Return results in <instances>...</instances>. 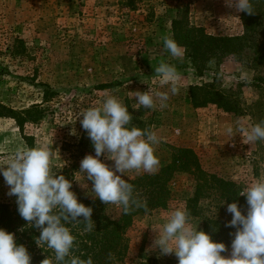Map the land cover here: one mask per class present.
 <instances>
[{"label": "rangeland", "instance_id": "1", "mask_svg": "<svg viewBox=\"0 0 264 264\" xmlns=\"http://www.w3.org/2000/svg\"><path fill=\"white\" fill-rule=\"evenodd\" d=\"M182 8L187 9L189 24L206 34H244L242 12L229 7L226 0H138L135 8L122 0H0V104L16 111L33 105L44 110L40 120L26 123L22 130L12 119L0 118V167L26 146L23 137L30 136L34 147L50 150L52 172L67 173L77 198H95L92 182L77 173L80 161L95 153L75 118L84 109L98 106L96 102L108 94L128 108L134 126L155 131L161 138L154 147L159 160L155 172L169 163L170 147H175L191 150L206 173L234 183L239 197H244L240 193L249 183L264 180V141L249 144L235 131L264 122V61L250 63L253 49L245 48L239 60L214 59L202 76L196 75L185 56L173 58L163 46L162 38H172L171 21ZM262 26L254 37L258 43L264 37ZM161 62L174 64L182 75L180 91L170 96L166 108L144 109L136 104L133 92L158 88L154 69ZM205 83L235 103V111L210 103L194 107L189 88ZM46 89L55 93L47 101ZM229 127L234 136L226 134ZM106 157L102 155L101 161L114 169V161ZM145 174L152 173L130 171L121 178ZM194 190V178L178 174L172 179L167 207L137 217L128 230L125 264L147 259L178 264L174 254L162 255L153 247L155 230L171 211L186 207ZM8 192L0 176V204L16 201ZM213 200H198L194 211L199 215L190 216L197 231H202L203 217L228 216ZM247 209L248 205L244 215ZM120 212L117 205L105 207L111 217ZM230 253L231 246L222 256L230 258Z\"/></svg>", "mask_w": 264, "mask_h": 264}, {"label": "clouds", "instance_id": "2", "mask_svg": "<svg viewBox=\"0 0 264 264\" xmlns=\"http://www.w3.org/2000/svg\"><path fill=\"white\" fill-rule=\"evenodd\" d=\"M226 3L229 7L234 6L237 12L254 14L252 0H226ZM162 40L171 57L180 59L184 56L185 49L174 39L164 36ZM154 72L158 88L133 92L136 104L148 110L157 105L160 109L166 108L170 96L179 93L183 79L176 66L167 62H161ZM163 88L167 90L161 91ZM96 104L98 106L84 109L75 118L79 119L95 153L80 161L77 173H82L86 180L92 182L95 198L105 205H117L123 214H128L133 206L146 205L134 198V186L121 177L130 171L155 172L159 160L154 147L161 138L155 131L134 126L128 108L116 97L106 94ZM235 131L241 133L249 144L264 141V122ZM226 134L234 136V129L227 128ZM104 154L114 161V169L101 161ZM0 176L9 186L7 194L16 197L20 217L40 230L37 246L51 249L56 264H93L91 257L82 260L71 255L75 237L66 227L69 223L83 221L84 231H92L95 227L91 220L92 208L78 202L70 190L72 183L64 175L52 172L48 148H18L0 167ZM240 195L246 197V215L235 202L227 206L231 220L225 227L236 229L234 234L229 233L234 236L230 258L221 255L227 251L224 243L213 242L208 234L197 231V225L192 226L190 214L183 206L171 211L166 222L155 230L157 236L153 247L162 255L174 254L178 264H264V180L256 179L249 183ZM80 217L83 219H78ZM0 264H31L27 249L18 245L14 235L4 229H0ZM41 264L52 262L46 258Z\"/></svg>", "mask_w": 264, "mask_h": 264}, {"label": "trees", "instance_id": "3", "mask_svg": "<svg viewBox=\"0 0 264 264\" xmlns=\"http://www.w3.org/2000/svg\"><path fill=\"white\" fill-rule=\"evenodd\" d=\"M122 2L126 6L135 8L138 0H122ZM252 6L254 14L248 15L244 12L241 14L244 34L237 37L206 34L202 28L189 24L187 9L182 8L176 11L175 17L171 21L172 39L185 49L184 56L191 62L196 75L202 76L207 70L206 65L214 59L221 60L225 57H232L239 60L245 48L253 49L254 58L250 63L258 64L264 61V37L260 39L259 43L254 40L258 30L263 27L264 0H252ZM54 95L53 91L46 89L44 100L47 101ZM189 96L194 107L210 103L217 104L228 112L235 111L237 108L235 103L227 97H223L211 84L190 86ZM43 111L37 105L16 111L0 104V118L12 119L19 130H22L26 123H36L40 120L43 117ZM23 139L27 147H34L32 137L24 136ZM170 149L171 158L167 165L155 173L127 180L134 186V198L146 207L137 208L133 206L128 214H123L121 210L119 216L111 217L105 213V207L108 205L103 204L98 198H77L78 202L92 208L91 220L95 227L92 231H84L85 223L83 221L66 225L75 237L74 248L71 251L72 256L82 260L91 257L93 264H125L128 252L126 238L128 230L137 217L167 207L171 200V181L178 174H186L195 179L194 194L186 203L190 216L199 215L198 211L194 210L198 208L197 203L200 198L214 199L216 207H224L226 212L228 204L235 202L244 214L247 206L246 198L238 196L234 183L203 171L191 150L175 147H170ZM55 173L64 175L68 180L66 172ZM224 201L225 203L222 205ZM230 220V213L224 218L212 214V216L203 217L202 223V231L208 234L213 242L224 243L227 251L231 246V240L234 238L229 233L234 234L236 231L235 228L225 227L226 222ZM0 229L12 233L15 242L27 249L31 257V264H41L46 258L52 264H56L55 254L51 249L44 245L37 246L36 239L40 235V230L32 227L29 222L20 217L16 201L0 204ZM141 264L158 263L155 260L147 259Z\"/></svg>", "mask_w": 264, "mask_h": 264}]
</instances>
